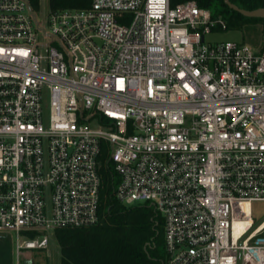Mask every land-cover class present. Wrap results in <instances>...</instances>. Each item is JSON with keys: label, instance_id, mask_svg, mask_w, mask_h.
<instances>
[{"label": "built area", "instance_id": "built-area-1", "mask_svg": "<svg viewBox=\"0 0 264 264\" xmlns=\"http://www.w3.org/2000/svg\"><path fill=\"white\" fill-rule=\"evenodd\" d=\"M226 27L194 0H0V233L19 256L98 222L107 142L117 199L163 218L165 264H264V47L206 41Z\"/></svg>", "mask_w": 264, "mask_h": 264}, {"label": "trees", "instance_id": "trees-1", "mask_svg": "<svg viewBox=\"0 0 264 264\" xmlns=\"http://www.w3.org/2000/svg\"><path fill=\"white\" fill-rule=\"evenodd\" d=\"M40 9V0H29ZM188 0H171L173 6ZM200 7L222 14L226 29L241 28L264 19L246 17L231 9L224 0H194ZM241 8H264V0H231ZM49 10L86 8L91 0H49ZM264 41V40H263ZM264 47V42L263 46ZM102 187L98 222L87 228H58L53 231L61 251V264H162L166 262L164 221L154 206L149 204L126 205L117 199V173L110 160L109 145L102 143L99 157ZM23 234L34 237L36 232ZM4 239V238H2ZM10 242L0 244V264H12Z\"/></svg>", "mask_w": 264, "mask_h": 264}, {"label": "rangeland", "instance_id": "rangeland-1", "mask_svg": "<svg viewBox=\"0 0 264 264\" xmlns=\"http://www.w3.org/2000/svg\"><path fill=\"white\" fill-rule=\"evenodd\" d=\"M49 0H40V9L44 13H48ZM226 40H233L238 43L249 44L253 48L262 49L263 46V24L258 22L251 25L243 26L241 28H229V29H217L211 34L207 35L206 41L209 43H217ZM117 184L120 180L117 174ZM149 204L150 203H141ZM256 222H260L264 219V201H258L254 204ZM8 240L11 245L10 260L12 264H61V251L58 242L56 241L54 234L51 235L49 246L47 249L25 251L22 255L17 253V234L14 232L0 233V244L4 239ZM167 260V255H166Z\"/></svg>", "mask_w": 264, "mask_h": 264}, {"label": "water", "instance_id": "water-1", "mask_svg": "<svg viewBox=\"0 0 264 264\" xmlns=\"http://www.w3.org/2000/svg\"><path fill=\"white\" fill-rule=\"evenodd\" d=\"M224 1L231 9H234V10L240 12L241 14H243L246 17H256V18H263L264 19V8L263 7L258 8V9H253V10H247V9L239 7L238 5L233 3L231 0H224ZM162 264H165V262H163Z\"/></svg>", "mask_w": 264, "mask_h": 264}]
</instances>
